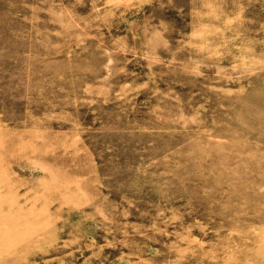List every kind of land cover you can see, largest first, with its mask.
<instances>
[{
	"label": "rangeland",
	"instance_id": "1",
	"mask_svg": "<svg viewBox=\"0 0 264 264\" xmlns=\"http://www.w3.org/2000/svg\"><path fill=\"white\" fill-rule=\"evenodd\" d=\"M0 264H264V0H0Z\"/></svg>",
	"mask_w": 264,
	"mask_h": 264
}]
</instances>
